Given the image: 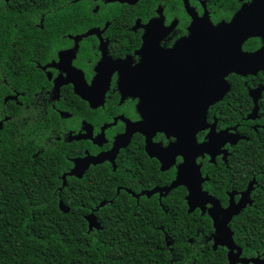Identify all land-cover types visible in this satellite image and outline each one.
<instances>
[{
	"label": "flooded vegetation",
	"instance_id": "obj_1",
	"mask_svg": "<svg viewBox=\"0 0 264 264\" xmlns=\"http://www.w3.org/2000/svg\"><path fill=\"white\" fill-rule=\"evenodd\" d=\"M39 2L0 0V145L39 141L35 156H57L65 189L105 171L114 195L102 202L120 197L133 212L209 217L210 203L192 211L197 189L227 210L252 187L232 229L260 187L256 174H242V155L264 151V0ZM211 25L225 28L222 55L213 53ZM201 35L210 46H197ZM234 59L230 92L209 105L214 62L234 67ZM214 130L226 132L215 160ZM206 242L213 248L214 229ZM164 243L174 245L167 233Z\"/></svg>",
	"mask_w": 264,
	"mask_h": 264
},
{
	"label": "trees",
	"instance_id": "obj_2",
	"mask_svg": "<svg viewBox=\"0 0 264 264\" xmlns=\"http://www.w3.org/2000/svg\"><path fill=\"white\" fill-rule=\"evenodd\" d=\"M40 145H0V264H228L227 250L206 242L212 221L199 213L133 212L117 197L95 213L102 229L90 231L86 216L114 195L111 175L92 170L81 187L65 189L57 156H35ZM242 156V174H256L260 187L232 231L245 258H264V151L246 147ZM165 233L174 245H165Z\"/></svg>",
	"mask_w": 264,
	"mask_h": 264
},
{
	"label": "water",
	"instance_id": "obj_3",
	"mask_svg": "<svg viewBox=\"0 0 264 264\" xmlns=\"http://www.w3.org/2000/svg\"><path fill=\"white\" fill-rule=\"evenodd\" d=\"M249 15H253V11L251 10L248 12ZM242 15H245V13H240L234 20V22L229 26V28L237 29L238 21L243 18ZM209 28V34L208 37H212V47H213V53L218 55L224 54L222 50L224 49V43L223 40H225L226 35H224V27H214V26H208ZM198 39H202L203 42L199 43L197 41L198 47L203 46H210V40L209 43L205 42L207 40L206 36L201 35L197 37ZM227 39L229 37L227 36ZM238 40V39H236ZM231 44V43H230ZM233 46H237V42L233 44ZM237 50L240 52L239 45L237 47ZM234 52L231 51L230 54H233ZM237 56H240V53L237 54ZM253 56L246 57L245 61H248V59H251ZM237 61L235 59L233 60V63L230 66L234 67H226L224 64L221 66V61L214 62L213 69H214V78L212 81V84H208V92H207V102L209 105H215L216 103L223 100L224 96L230 92V86L225 80V77L231 73L236 72L240 73V71L235 67L237 66ZM242 61V58H241ZM253 74V73H252ZM226 132H221L219 134H216L215 130L213 133L212 138V157L213 160H215L216 156L221 153L220 148L222 147L221 137ZM86 161V160H85ZM89 162H86L85 167L82 169V166L79 165L78 167L73 170L72 174H83L88 168H89ZM81 176V175H80ZM201 177V175L199 174ZM65 184V183H64ZM199 185V183H198ZM178 186V183H175L170 187L169 190L175 188ZM252 187H250L244 194L239 204H233L231 203L230 207L227 210H222L220 203L218 200H216L213 197L208 196L206 193H203L200 189H197L196 192L189 198V200H194L192 206V211L197 207V202H201V206L203 207L205 204H212L213 207L209 210V217L213 221V229H214V245L213 250L216 251L219 247L226 248L228 251L227 254V260L228 264H264V258H245L243 257V249L236 245L234 240V232L231 229L230 223L232 222L233 218L235 216H238L246 207L248 204H251L250 195H251ZM107 205V202H102L98 207H96L91 214L86 216V221L89 226V230H101V224L98 222V219L95 215L96 212H98L100 209L104 208ZM59 208L64 213H69L70 209L67 207V205L60 201Z\"/></svg>",
	"mask_w": 264,
	"mask_h": 264
}]
</instances>
